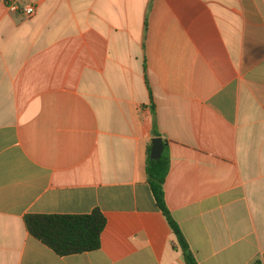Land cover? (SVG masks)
<instances>
[{"label":"crops","instance_id":"1","mask_svg":"<svg viewBox=\"0 0 264 264\" xmlns=\"http://www.w3.org/2000/svg\"><path fill=\"white\" fill-rule=\"evenodd\" d=\"M155 137L198 263L264 264V0H0V264H187ZM96 208L91 252L25 222Z\"/></svg>","mask_w":264,"mask_h":264},{"label":"trees","instance_id":"2","mask_svg":"<svg viewBox=\"0 0 264 264\" xmlns=\"http://www.w3.org/2000/svg\"><path fill=\"white\" fill-rule=\"evenodd\" d=\"M156 135L159 136L158 133ZM164 146L161 157L157 159L151 157V147H149L146 167L148 182L157 206L177 237L186 263L199 264L167 205L165 182L170 170V154L165 140ZM25 222L33 236L51 247L57 254L67 256L100 249L107 218L99 208H96L89 214H27ZM252 264H263V262L261 259H256Z\"/></svg>","mask_w":264,"mask_h":264},{"label":"water","instance_id":"3","mask_svg":"<svg viewBox=\"0 0 264 264\" xmlns=\"http://www.w3.org/2000/svg\"><path fill=\"white\" fill-rule=\"evenodd\" d=\"M164 139L162 137H155L152 140L151 157L154 159L160 158L164 151Z\"/></svg>","mask_w":264,"mask_h":264},{"label":"built area","instance_id":"4","mask_svg":"<svg viewBox=\"0 0 264 264\" xmlns=\"http://www.w3.org/2000/svg\"><path fill=\"white\" fill-rule=\"evenodd\" d=\"M8 7L11 11L17 12L21 10L27 17H32L36 14L37 8L33 5L20 7L16 2H11L8 4Z\"/></svg>","mask_w":264,"mask_h":264}]
</instances>
